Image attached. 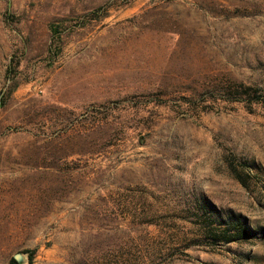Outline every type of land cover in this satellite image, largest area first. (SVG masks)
Returning <instances> with one entry per match:
<instances>
[{"label":"rangeland","instance_id":"obj_1","mask_svg":"<svg viewBox=\"0 0 264 264\" xmlns=\"http://www.w3.org/2000/svg\"><path fill=\"white\" fill-rule=\"evenodd\" d=\"M224 77L264 91V0H0V264H264V104L180 106ZM200 193L257 235L146 257Z\"/></svg>","mask_w":264,"mask_h":264},{"label":"trees","instance_id":"obj_2","mask_svg":"<svg viewBox=\"0 0 264 264\" xmlns=\"http://www.w3.org/2000/svg\"><path fill=\"white\" fill-rule=\"evenodd\" d=\"M95 15V12L90 13V16ZM11 74H13L12 76H14V74L16 75V66L15 64L13 65V59L7 70L8 78L12 77ZM15 85V81L14 83L12 81V84H9V91H11ZM210 87H212L211 91H216L218 93V96L213 94L212 97L199 99L195 92L189 93L188 96L182 97L180 106L183 108L185 107L184 109L194 108L199 111H207L209 110V105H206L207 101H220L225 104L238 103L246 110L251 111L253 105L264 104V91L257 86L243 81H236L230 77H224L217 83L210 85ZM161 95H163V92L157 94L155 99H151V102L160 106H169L166 100L161 99ZM4 100L5 96L0 95V106H3ZM236 175L242 183H245V177L242 174L237 172ZM182 209L186 211L183 218H185L189 225V232L187 231L188 236L183 238L186 234H179V230H176V232L171 233V235H174L173 238H171L172 240L170 239L171 241L168 239L169 237H165V240L159 243L149 242L146 244L144 250L146 257L161 255L166 259L168 255H174L176 250L181 247L184 248L191 243L215 245L257 235V229L248 223L244 214L236 212L232 208H222L216 205V203L205 194L200 193L192 196L189 205ZM164 231L167 232L166 229ZM9 264L19 263L15 258L11 257Z\"/></svg>","mask_w":264,"mask_h":264},{"label":"water","instance_id":"obj_3","mask_svg":"<svg viewBox=\"0 0 264 264\" xmlns=\"http://www.w3.org/2000/svg\"><path fill=\"white\" fill-rule=\"evenodd\" d=\"M14 258L20 263V262H22V260H23V255H22V253L21 252H16V253H14Z\"/></svg>","mask_w":264,"mask_h":264}]
</instances>
